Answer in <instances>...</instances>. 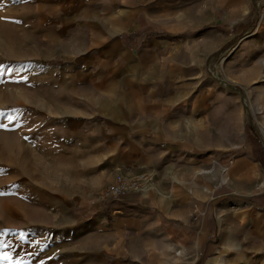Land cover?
Here are the masks:
<instances>
[{
	"label": "rangeland",
	"instance_id": "1",
	"mask_svg": "<svg viewBox=\"0 0 264 264\" xmlns=\"http://www.w3.org/2000/svg\"><path fill=\"white\" fill-rule=\"evenodd\" d=\"M61 16L53 0H0V264H264V180L221 179L248 153L247 131L264 151V23L246 24L209 57L191 93L200 101L185 111L203 118L204 135L201 148L189 149L197 166L178 171L192 179H153L150 155L95 112L90 88L71 80L84 36L67 29L55 37ZM117 173L141 177V186L102 200ZM181 191L191 221H217L200 255L191 233L161 226L142 246L116 227L134 198L152 197L161 213L184 207Z\"/></svg>",
	"mask_w": 264,
	"mask_h": 264
},
{
	"label": "crops",
	"instance_id": "2",
	"mask_svg": "<svg viewBox=\"0 0 264 264\" xmlns=\"http://www.w3.org/2000/svg\"><path fill=\"white\" fill-rule=\"evenodd\" d=\"M53 4L63 13L55 37L62 41L67 29L84 36L76 43L72 54L78 59L68 73L76 86L91 89L86 97L95 112L117 127L118 134L133 137L138 152L150 155L152 171L159 175L153 179H192L178 171L197 166L189 164L194 158L189 149L201 148L199 136L204 135L203 118L188 113L200 101L198 93H191L205 77L208 58L253 23L251 0H53ZM143 136L151 138L142 143ZM245 138L248 153L237 159L229 178L221 179L264 180L257 171L258 166L264 170V151L252 144L250 131ZM195 193L199 199L202 192ZM134 199L137 203L128 205L115 222L130 241L140 239L146 246L149 233L162 226L177 230L182 238L193 234L200 255L202 243L211 232L216 234L213 215L190 220L189 197L182 191L176 200L184 207H162L161 213L152 210V197ZM211 246L207 241L205 248Z\"/></svg>",
	"mask_w": 264,
	"mask_h": 264
},
{
	"label": "built area",
	"instance_id": "3",
	"mask_svg": "<svg viewBox=\"0 0 264 264\" xmlns=\"http://www.w3.org/2000/svg\"><path fill=\"white\" fill-rule=\"evenodd\" d=\"M88 0H84L87 2ZM253 5V23L255 29L264 23V0H251ZM162 146V145H160ZM138 178H129L121 173L114 176L113 181L102 190L100 198L102 200H116L126 196L128 193L136 191L140 185ZM116 214L122 215L121 211H116Z\"/></svg>",
	"mask_w": 264,
	"mask_h": 264
},
{
	"label": "trees",
	"instance_id": "4",
	"mask_svg": "<svg viewBox=\"0 0 264 264\" xmlns=\"http://www.w3.org/2000/svg\"><path fill=\"white\" fill-rule=\"evenodd\" d=\"M252 144H253L254 146H256V147H258V148L261 149L260 144L256 141V139H255L254 137L252 138Z\"/></svg>",
	"mask_w": 264,
	"mask_h": 264
},
{
	"label": "bare ground",
	"instance_id": "5",
	"mask_svg": "<svg viewBox=\"0 0 264 264\" xmlns=\"http://www.w3.org/2000/svg\"><path fill=\"white\" fill-rule=\"evenodd\" d=\"M254 112H255V110H254V108L252 109V114L254 115Z\"/></svg>",
	"mask_w": 264,
	"mask_h": 264
},
{
	"label": "snow or ice",
	"instance_id": "6",
	"mask_svg": "<svg viewBox=\"0 0 264 264\" xmlns=\"http://www.w3.org/2000/svg\"><path fill=\"white\" fill-rule=\"evenodd\" d=\"M14 2H15V0H14ZM0 19H2V18H0ZM5 259H7V256H5Z\"/></svg>",
	"mask_w": 264,
	"mask_h": 264
}]
</instances>
